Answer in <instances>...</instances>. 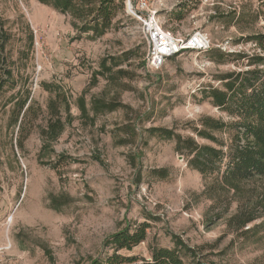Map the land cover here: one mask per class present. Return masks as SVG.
Listing matches in <instances>:
<instances>
[{
    "label": "rangeland",
    "instance_id": "rangeland-1",
    "mask_svg": "<svg viewBox=\"0 0 264 264\" xmlns=\"http://www.w3.org/2000/svg\"><path fill=\"white\" fill-rule=\"evenodd\" d=\"M155 6L163 29L176 39L200 32L210 49L230 56L260 53L247 40L264 33L257 0H156ZM115 21L98 39L87 34L76 40L69 15L36 0H0V35L7 37L0 79L7 69L15 84V90L5 87L0 94V264H86L111 253L102 247L105 239L142 222L149 224L145 242L119 254L148 259L149 245L172 248L175 234L198 249L206 264H264V177L235 181L233 187L215 177L203 179L174 153L173 142L142 132L175 127L187 135L205 116L238 121L211 106L202 92L221 87L220 75L246 70V58L218 64L207 51H181L151 68L148 42L124 3ZM102 59L107 64L118 59V69L128 75L98 76L91 86ZM41 82L57 83L70 96L72 121L49 150L41 151L34 129L20 151L16 129L7 127L6 101L18 89H29L42 110L36 124L43 127L50 96ZM83 93L87 105L96 97L119 101L131 111L83 121L76 107ZM129 120L136 131L125 146L119 144L125 137L119 127ZM222 137L228 140L227 134ZM128 156H134L135 168ZM161 168L169 172L166 179L150 175ZM249 218L253 221L241 227Z\"/></svg>",
    "mask_w": 264,
    "mask_h": 264
},
{
    "label": "trees",
    "instance_id": "trees-1",
    "mask_svg": "<svg viewBox=\"0 0 264 264\" xmlns=\"http://www.w3.org/2000/svg\"><path fill=\"white\" fill-rule=\"evenodd\" d=\"M40 5L52 8L61 15H69L71 26L75 30V39L82 35H91L95 40L114 28L116 25L117 11L122 9L123 0H36ZM263 10L261 15L264 20V0H257ZM6 35H0V53ZM260 53L251 57L244 54L229 55L217 49H209L214 63L222 64L228 58L247 60V69L225 73L218 77L221 87H209L203 91V97L209 104L228 116H235L239 120L234 123H225L221 119L201 117L198 124L190 128V134L182 135L177 128L150 127L142 132L149 137H156L161 141L173 142V151L182 157L186 166L199 173L203 179L216 178L228 187H233L235 181H246L255 177H264V33L248 37ZM181 53V52H178ZM177 53V54H178ZM175 54V55H177ZM173 55V56H175ZM166 59H170L171 57ZM125 62L128 53L122 54ZM106 59L99 63V71L93 72L90 85L97 83L98 76H106L107 80H115L116 76L128 75V71L118 69V59ZM0 62L1 58H0ZM115 70V71H114ZM12 73L5 69L0 79V94L6 90H15V84L11 81ZM9 82V83H8ZM9 84V85H7ZM40 89L50 97L46 104V119L43 127L36 122L42 116L41 108L33 101L29 89H18L16 93L7 98L9 105L7 111V127L16 129V147L22 151L24 142L34 129L39 131L41 139V151L49 150L50 146L58 140L71 123L70 96L62 86L54 82H41ZM76 107L83 121L93 123L98 115L109 114L120 109H131L115 100L91 97L87 105L84 93L76 99ZM132 121H127L119 127L125 132L121 145H130L131 138L135 134V126ZM141 132V133H142ZM228 135V140L222 135ZM221 135V136H220ZM197 139L208 144H200ZM145 142H143V145ZM53 152V150H50ZM134 156H128L127 162L135 168ZM165 168L153 169L150 175L164 180L168 177ZM137 183L141 182V174H136ZM56 210V208H52ZM253 221L246 219L241 227ZM149 224H127L118 232L112 234L102 244L106 251L102 257L91 258L86 264H206L201 260L198 249L188 246L178 235L171 234L172 248H162L154 244L148 246L150 256L148 259L137 256H123L120 251H131L134 247L145 242Z\"/></svg>",
    "mask_w": 264,
    "mask_h": 264
},
{
    "label": "built area",
    "instance_id": "built-area-1",
    "mask_svg": "<svg viewBox=\"0 0 264 264\" xmlns=\"http://www.w3.org/2000/svg\"><path fill=\"white\" fill-rule=\"evenodd\" d=\"M125 11L141 26L149 45L147 63L158 69L165 58L181 51L203 52L210 49L206 35L196 32L185 39H176L170 31L163 29L158 18L156 0H123Z\"/></svg>",
    "mask_w": 264,
    "mask_h": 264
}]
</instances>
